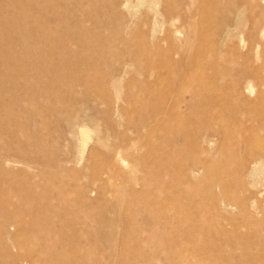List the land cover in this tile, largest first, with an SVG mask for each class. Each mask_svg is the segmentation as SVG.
Returning a JSON list of instances; mask_svg holds the SVG:
<instances>
[{"label":"rangeland","instance_id":"obj_1","mask_svg":"<svg viewBox=\"0 0 264 264\" xmlns=\"http://www.w3.org/2000/svg\"><path fill=\"white\" fill-rule=\"evenodd\" d=\"M239 3L0 0V264L37 257L25 221L77 226L76 254L51 241L67 264H264V84L241 89L264 61L247 39L222 40ZM190 18L197 49L180 53ZM191 61L205 95L175 82ZM171 186L180 210L166 207Z\"/></svg>","mask_w":264,"mask_h":264},{"label":"bare ground","instance_id":"obj_2","mask_svg":"<svg viewBox=\"0 0 264 264\" xmlns=\"http://www.w3.org/2000/svg\"><path fill=\"white\" fill-rule=\"evenodd\" d=\"M182 2V4L184 5L183 6V9H186L189 14H191L195 9L196 7L198 6V4H200L201 1H204V0H179ZM207 2L211 3L213 0H206ZM251 11L253 15V21H252V24H250V21H248L246 19V16H247V12L248 11ZM258 11H264V0H241V3H239V6L235 8V22L234 24H232L231 27H228L226 28V31L223 35V38L222 40L224 41V44H227L228 41H231L233 38H237L238 39V42L240 43V45L242 44H245L246 43V39L248 41L251 42V53L254 52V55H259L261 57V59H263L264 61V40H261L260 42H258L257 40H254L252 39V36L250 34V32H247V28H251V29H254L256 31H259L261 30L262 32H264V22L262 21L261 23H259V21L257 20V17L259 18L260 16L257 15V12ZM181 10L179 11V20L183 18L182 14H181ZM250 24V25H249ZM120 34L123 35V38L125 41H127L128 43H133L132 40H128V35L131 34V29L129 27H124V29H122L121 31H119ZM183 33L185 34V36L188 38L186 43L183 44V45H178L177 46V49L180 53H184V52H189L191 50H194V49H197L196 45H195V27H194V23L192 21V18L188 19L186 22H184L183 24ZM264 35V33H263ZM264 39V38H263ZM137 47H139L137 45ZM141 48V47H140ZM139 48V49H140ZM140 51H144V53H148V51H150V49H147V48H142ZM198 52V51H197ZM201 56V52L199 53L198 52V55L197 57L199 58ZM199 62V61H198ZM195 64V61H191L190 65H188V67L186 69H189V73H182L181 71H177L176 72V81H183V82H187L189 85H188V88L186 90V92L192 94L193 97H197V95L200 93L202 95H205L204 91L205 90H208V85H209V81L207 80H203L202 79V75L200 74L201 70H202V67H200L201 63L198 64ZM199 69V70H198ZM196 70H198L199 72H197ZM263 72H264V64H262L261 67L258 68V70L254 69L253 71H247L246 73H243V75L245 76H248V78L246 80H248L245 84L242 85L241 89H249V90H252L253 89V86L254 84H251V83H256V85L260 84L261 82L264 84V77H263ZM57 78H59V76H57ZM60 79L62 80V77H60ZM120 83V82H119ZM120 85V84H119ZM119 85L117 84V86L119 87ZM193 86V89H191L190 86ZM212 87L215 91H219V89L217 88V83L214 82L212 83ZM235 87L239 88L240 87V84H236L235 83ZM195 89V90H194ZM240 89V90H241ZM193 91V92H192ZM195 91V92H194ZM204 93V94H203ZM86 130V129H85ZM83 131V130H82ZM88 131V130H87ZM85 133V132H84ZM88 133V132H87ZM154 134V132H153ZM208 164V163H207ZM206 164V165H207ZM208 166V165H207ZM135 170V169H134ZM134 170H132L134 172ZM130 171V170H129ZM132 172V173H133ZM159 173V172H158ZM158 173L157 175L154 177V179L152 180L153 181V187L154 188H161V189H165L164 188V184H163V181L161 180L160 176H158ZM134 174H127V173H124V177L125 179H127V181L131 182L132 183V186L134 185V181L135 179L132 177ZM128 176V177H127ZM191 179H193L191 176H190ZM130 185V184H129ZM194 185V183L191 181L188 182L187 184V190H191L192 186ZM197 184H195L196 186ZM50 186V183H46V187H49ZM131 186V187H132ZM182 186V185H181ZM181 186H177L175 188V186H171L172 187V190L171 191H167L165 192L166 196H165V201H166V207L168 209H177V210H180L182 205L180 203V198H176L175 195H179L182 194V187ZM32 217V216H31ZM35 218V217H34ZM33 219V218H32ZM36 219V218H35ZM40 219V218H39ZM79 219V218H78ZM30 220V219H29ZM37 220V219H36ZM35 220V221H36ZM77 220V219H76ZM25 221V219H24ZM31 221V220H30ZM42 221V220H41ZM62 221V220H61ZM74 221V220H73ZM72 221V222H73ZM32 222V221H31ZM38 222V221H37ZM60 222V220H59ZM70 222V221H69ZM67 222L66 223V226L64 227L63 225H61V223L59 224V226L55 225V227L53 226V223H51L49 221V223H46L47 225L51 224V228L50 229H45V228H42L41 230H38L37 228V231H33V228L32 227H29V221H25V223L23 224V233H25V236H27V238L24 239V245L25 247H27L29 250H34L37 246L40 247V251H38V254H37V257L34 255H32V253H29L27 254V256L25 257V262L27 264H41L43 263V261H48L47 264H67V262L65 263L64 261L67 260L68 256L67 255H62L59 253H56L53 249V246H51V241L55 240V239H59V241L61 242L62 241V245H68L70 246L69 248H71L73 251L67 253V254H76L77 253V250L79 251V249H77V243L76 240L74 239V235L71 237L68 235V232L73 231L74 234L78 233L77 231H75V229L72 228V226L74 227H77L75 225H73V223H69ZM78 222V221H77ZM20 224V222L18 223ZM22 224V222H21ZM34 224V222H33ZM37 224V223H36ZM41 224V223H40ZM39 224V225H40ZM55 224V223H54ZM57 224V222H56ZM75 224V223H74ZM38 225V226H39ZM19 226V225H18ZM37 226V225H36ZM35 226V227H36ZM37 226V227H38ZM50 226V225H49ZM53 226V227H52ZM11 227V226H10ZM17 227V226H16ZM2 228V226H1ZM20 228V227H19ZM79 228V227H78ZM14 228L12 227V230ZM19 230V229H18ZM48 230V231H47ZM1 231V230H0ZM6 231V230H5ZM16 231V230H15ZM20 231V230H19ZM20 231V232H22ZM47 231V232H46ZM18 232V231H16ZM19 232V234H20ZM47 233L46 236H44L45 238H41L40 237L44 234V233ZM23 233H21L20 235H22ZM15 234V233H14ZM42 234V235H41ZM10 235V234H9ZM41 235V236H40ZM79 235V233H78ZM77 235V237H78ZM2 236V235H1ZM12 236V235H11ZM40 236V237H39ZM15 237V236H14ZM18 237V236H17ZM20 237H23L24 236H20ZM76 237V238H77ZM38 238L40 240H38ZM10 239V238H9ZM15 240H18V239H15ZM20 240V239H19ZM18 240V241H19ZM22 240V239H21ZM0 241H2L1 237H0ZM3 246L6 248L5 250L7 251V253L10 252V249L8 247V244H7V241L5 238H3ZM10 241V240H9ZM14 241V240H13ZM78 243H79V240H77ZM21 242V241H20ZM54 242V241H53ZM9 243V242H8ZM23 243V242H22ZM1 244V243H0ZM15 244V242L13 243ZM12 244V238H11V246L13 245ZM18 244L20 245L21 243L18 242ZM16 243V245H18ZM10 245V244H9ZM16 245H14L13 247H16ZM18 245V246H19ZM21 245V246H22ZM59 245V243H58ZM17 246V247H18ZM20 246V247H21ZM57 246V245H56ZM60 246V245H59ZM60 246V247H61ZM16 247V248H17ZM24 247V248H25ZM65 247V246H64ZM22 248V247H21ZM20 248V249H21ZM23 248V249H24ZM38 248V247H37ZM1 249V248H0ZM14 249V248H13ZM22 249V250H23ZM39 250V249H38ZM62 250V248H61ZM67 250V249H66ZM1 251V250H0ZM4 251V250H3ZM9 251V252H8ZM37 251V250H36ZM58 251V249H57ZM64 251V249H63ZM3 253V252H2ZM2 253L0 255H2ZM12 253V252H11ZM9 253V254H11ZM19 254H16L14 256H18L20 255V251L18 252ZM37 253V252H36ZM34 253V254H36ZM12 254H15L12 253ZM24 255V254H23ZM11 256V255H10ZM70 256V255H69ZM4 257V256H3ZM13 257V256H11ZM10 257V258H11ZM19 257V256H18ZM183 258L182 254L180 253L178 258ZM16 258V257H15ZM19 258H22L23 257H19ZM11 259H14V258H11ZM16 260V259H15ZM18 260V259H17ZM19 261V260H18ZM21 261V259H20ZM24 260H22L23 262ZM71 261V260H70ZM21 262V264H23ZM20 263V262H19ZM70 262H68L69 264ZM18 264V263H17ZM71 264V263H70Z\"/></svg>","mask_w":264,"mask_h":264}]
</instances>
